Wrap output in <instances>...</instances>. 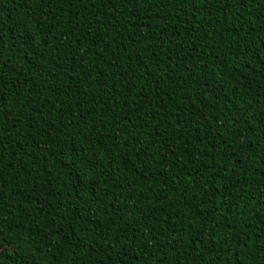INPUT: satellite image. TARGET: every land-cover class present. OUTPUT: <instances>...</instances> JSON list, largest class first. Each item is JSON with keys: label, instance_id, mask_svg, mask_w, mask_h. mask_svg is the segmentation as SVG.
Masks as SVG:
<instances>
[{"label": "trees", "instance_id": "obj_1", "mask_svg": "<svg viewBox=\"0 0 264 264\" xmlns=\"http://www.w3.org/2000/svg\"><path fill=\"white\" fill-rule=\"evenodd\" d=\"M0 264H264V0H0Z\"/></svg>", "mask_w": 264, "mask_h": 264}]
</instances>
